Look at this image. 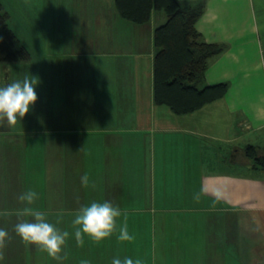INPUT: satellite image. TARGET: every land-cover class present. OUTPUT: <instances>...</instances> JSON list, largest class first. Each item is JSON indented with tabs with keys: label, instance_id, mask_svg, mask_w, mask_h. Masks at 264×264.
I'll list each match as a JSON object with an SVG mask.
<instances>
[{
	"label": "crops",
	"instance_id": "crops-1",
	"mask_svg": "<svg viewBox=\"0 0 264 264\" xmlns=\"http://www.w3.org/2000/svg\"><path fill=\"white\" fill-rule=\"evenodd\" d=\"M73 5L77 16L72 14L69 30L60 27L66 39L41 47V57L31 54L29 62L0 63V87L26 75L36 78L38 100L20 123L35 119L43 125L45 117L54 123L66 115L60 109H68L69 118L78 109L73 118L82 124L80 131L106 134L111 129L122 135H65L62 146L47 144L56 135H34L33 141L23 135L19 141L15 132L24 130L0 127V213H12L0 215V228L11 238L0 264H57L16 235V212L24 205L13 201L22 193L20 183L38 188L57 172L60 192L64 181L70 186L76 181L81 188L77 204L56 189L47 198L39 196L32 207L42 209L49 201L57 205V210L42 211L52 223L63 213L57 226L70 233L63 264H111L106 258L117 251L116 235L100 244L85 236L79 247L72 221L92 202L118 206L126 197L138 202L139 196L133 210L119 208L130 234L144 236L142 264H264V169H257L245 152L249 145L264 149V0H206L197 28L207 42L224 50L211 59L200 86L227 83L228 91L183 115L154 99L155 30L166 22L165 14L153 10L151 20L139 24L123 18L115 0H75ZM93 87L109 94L103 112ZM71 151L74 158L65 162ZM238 165L254 173L236 171ZM85 174L87 188L81 183ZM144 185L160 188L164 200L178 192V200L192 205L180 211L146 202L140 191ZM14 188L18 195L11 194ZM168 209L182 213L174 235L165 221Z\"/></svg>",
	"mask_w": 264,
	"mask_h": 264
},
{
	"label": "trees",
	"instance_id": "trees-1",
	"mask_svg": "<svg viewBox=\"0 0 264 264\" xmlns=\"http://www.w3.org/2000/svg\"><path fill=\"white\" fill-rule=\"evenodd\" d=\"M119 14L130 21L146 24L153 10L167 19L155 30L154 99L178 115L195 112L226 96L227 83L201 87L212 58L223 46L207 42L197 28L206 0H115ZM9 12L0 4V63L15 64L31 59V51L18 42L9 27ZM264 149L246 147V155L257 169H264Z\"/></svg>",
	"mask_w": 264,
	"mask_h": 264
},
{
	"label": "rangeland",
	"instance_id": "rangeland-1",
	"mask_svg": "<svg viewBox=\"0 0 264 264\" xmlns=\"http://www.w3.org/2000/svg\"><path fill=\"white\" fill-rule=\"evenodd\" d=\"M74 1L75 0H0V4L3 11L5 10L9 12L8 24L9 27L16 33L19 44L27 47V49H29L31 51V54H33L34 56L41 57L39 55V51L41 50V47H45V46L47 47L51 45L54 46L53 44L50 45V42L52 43L53 40L55 41V39L57 40L66 39L64 35H59L61 33L60 27L66 26V30L68 31L70 25L69 21L72 17V14L77 16V14L75 13L76 12L75 6L73 5ZM53 33H55V36L51 38ZM45 41H46V45H42L41 43ZM61 45L64 47V43ZM27 62H29V60ZM72 68L76 69L77 64L72 65ZM92 93L96 95V98L98 99L99 108H100L98 110L102 112L105 111L106 108L104 107L106 105V100L108 99L109 96L107 91L100 87H93ZM60 112H64L66 113V115L62 116L60 120L54 121V123H50V117H45L40 119L43 125H40V123H38L39 125H36L35 119L29 122L26 121L25 123H18L15 126V128L24 130L21 132H15V134L20 135V138L18 140L21 141L23 139V135L32 139V141H33L32 136L34 135H56L55 139L51 141L48 140L50 142L47 144L48 145L61 144L62 146H65V142H66L64 140L65 135H69L72 138L73 135H76L77 137L80 136L82 137L83 135H111L112 138L115 137L114 135H122L120 132L111 129L110 130L108 129L107 132L105 131L106 134L99 132L86 133L80 131L78 128H81L82 124L73 118V116L78 114V109H72V113H73L71 116L72 118H69L68 116V109H60ZM40 128H42V130ZM74 129L77 130L75 131ZM48 138L50 139L51 136H48ZM143 140L145 141V139ZM79 145L82 148L84 147L83 144L81 143H79ZM125 146H126V142L124 143V147ZM31 148L33 149L34 152L36 151L35 146H31ZM73 158H74L73 152L71 151L67 155H65L64 160L65 162L72 161ZM239 166L240 165L237 166L236 171H240V172L244 171L245 173H254L253 170L244 169L243 167H239ZM245 166H247V163H245ZM37 173L38 172L36 171L33 172L34 175H37ZM24 174H25L24 171L21 172L19 179ZM68 182L69 181H64L65 190L60 192V189L57 188V186L60 183V173L57 172L56 176L53 179H50L49 181H47V178H43V183L38 188L31 186L24 188V184L21 183L20 185H22V187L19 188L22 192L27 191L29 189L36 191L38 194V198L39 196H43L47 198L48 195L49 196L52 195L51 190L54 191L57 189L58 193L56 194L60 195L61 197H68L71 203H76L81 188L75 187L76 181L72 183V186H70L71 184H69ZM51 185L54 186L55 188H52ZM10 190L12 195H18L19 193L18 192L19 189L17 188ZM140 191L142 192V195L144 196L146 202H151L152 200H154L155 202H160L169 206L177 207L180 211L185 209L187 206L192 205L191 201L188 202L184 201V198H180L178 200L179 198L178 192L174 196H172L170 200H164L160 196L161 189L154 188L152 185L151 186L144 185L142 188H140ZM94 193H96V191H94ZM6 194L10 195L8 189H6ZM13 201L19 203V200L16 197L13 198ZM139 202H140V196L138 202H136L135 199L126 197L122 201L123 204L118 205V207L131 211L135 207L139 206L140 204ZM42 204H43V208L37 210L40 211L57 210L56 207L57 205L53 206L51 201L43 202ZM165 217H166L165 218L166 222H171L172 234L174 235L177 232V226L179 225V220H182V213L180 212L179 216H177L176 210L171 211V209H168ZM119 242L120 241L118 240L117 243L118 247L115 255L113 254L111 255V253H109L106 258L107 262L108 261L112 262V260L116 257H120L122 259L124 256H129L133 260L138 258L142 262L144 261L147 252L145 251L143 246L145 245V239L142 233H139L134 237L133 240L134 245L132 249H131L132 244L131 243L128 244L129 243L128 241L120 242V243ZM176 244H178V242H176ZM168 264L171 263L168 261Z\"/></svg>",
	"mask_w": 264,
	"mask_h": 264
},
{
	"label": "clouds",
	"instance_id": "clouds-1",
	"mask_svg": "<svg viewBox=\"0 0 264 264\" xmlns=\"http://www.w3.org/2000/svg\"><path fill=\"white\" fill-rule=\"evenodd\" d=\"M36 86V78L26 75L22 80L0 87V127H15L23 121L38 100ZM81 183L85 188L89 186L87 174L81 177ZM92 187H95L94 183ZM216 195L219 199V195ZM37 199V192L31 189L19 195L18 200L24 207L16 212L19 222L15 225V233L25 245H34L40 251L47 253L57 264H63L68 259L65 247L70 237L69 231L57 226L62 223L63 213L57 214L55 223L50 222L47 213L32 207ZM196 199L199 200V194ZM0 215L10 216L12 213L5 211ZM122 216L124 220L120 224L118 221ZM72 225L75 229V241L79 247L84 246L85 236L96 244L110 239L113 235H116L120 242H130L134 239L128 230L126 213L108 201L92 202L90 205L82 206L76 212ZM10 239L7 230L0 228V262L5 260L4 249ZM81 264H89V262L82 260ZM111 264H142V261L124 256L122 259L114 258Z\"/></svg>",
	"mask_w": 264,
	"mask_h": 264
}]
</instances>
